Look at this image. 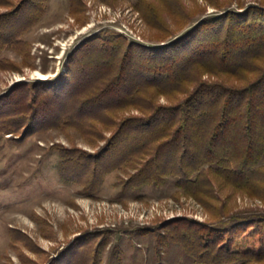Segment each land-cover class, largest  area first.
<instances>
[{
  "label": "trees",
  "instance_id": "1",
  "mask_svg": "<svg viewBox=\"0 0 264 264\" xmlns=\"http://www.w3.org/2000/svg\"><path fill=\"white\" fill-rule=\"evenodd\" d=\"M44 2L21 0L4 14L1 19L9 24L0 38L9 37L3 42L20 43ZM69 60L71 75L15 83L0 97L3 132L36 122L81 130L113 127L100 151L83 153L91 165L79 166L100 177L99 184L108 172L138 164L124 183L127 189L162 185L172 177L187 194L206 196L216 178L264 204V3L213 12L159 46L113 32L93 34ZM206 74L244 85L203 80ZM177 94L186 97L174 105L158 103ZM127 109L140 115L120 118ZM60 151L59 173L66 180L69 152ZM242 212L216 225L175 221L167 225L168 234L196 264H264V209ZM72 251L67 264L82 252Z\"/></svg>",
  "mask_w": 264,
  "mask_h": 264
},
{
  "label": "rangeland",
  "instance_id": "2",
  "mask_svg": "<svg viewBox=\"0 0 264 264\" xmlns=\"http://www.w3.org/2000/svg\"><path fill=\"white\" fill-rule=\"evenodd\" d=\"M20 1L0 0V30L9 24L2 16ZM257 3L264 0H45L43 13L20 35V43L13 38L4 43L8 34L0 38V97L15 83H49L71 75L69 56L90 35L113 32L159 46L213 12ZM202 79L244 85L227 75ZM185 97H160L158 103L174 105ZM119 115L140 113L127 109ZM37 123L14 133L3 132L0 124V264H67L69 250L82 251L72 264H196L170 238L167 225L182 220L216 225L230 215L264 209L257 198L216 178L206 196L187 194L172 177L162 185L127 189L124 183L138 164L108 172L99 184L100 177L79 166L86 154L103 148L113 127ZM61 149L69 152L66 180L59 173Z\"/></svg>",
  "mask_w": 264,
  "mask_h": 264
}]
</instances>
